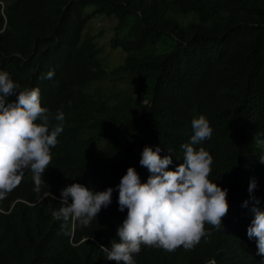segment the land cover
<instances>
[{
  "label": "trees",
  "instance_id": "trees-1",
  "mask_svg": "<svg viewBox=\"0 0 264 264\" xmlns=\"http://www.w3.org/2000/svg\"><path fill=\"white\" fill-rule=\"evenodd\" d=\"M98 16L116 22L111 47L126 53L113 74L134 80L132 93L113 104L91 93L110 74L87 31ZM190 16L184 26L180 18ZM0 72L19 90L38 88L41 106L65 116L45 184L37 190L26 169L0 199V264H118L103 246L118 242L127 216L118 205L121 178L131 166L147 181L145 146L170 154V168L182 163L181 146L201 115L213 132L194 147L212 155L209 179L228 190L223 226L205 223L211 235L192 249L141 245L135 264H264L247 236L252 197L264 210V144L257 143L264 141V0H0ZM73 183L113 189L88 226L53 218L61 190Z\"/></svg>",
  "mask_w": 264,
  "mask_h": 264
},
{
  "label": "clouds",
  "instance_id": "clouds-1",
  "mask_svg": "<svg viewBox=\"0 0 264 264\" xmlns=\"http://www.w3.org/2000/svg\"><path fill=\"white\" fill-rule=\"evenodd\" d=\"M50 70L46 79H51ZM7 72H0V199L15 189L30 170L36 189L45 184L43 174L52 162L51 149L63 132L64 113L53 114L41 106L38 88L19 90ZM15 96L14 101L9 98ZM55 120V125L52 121ZM39 121V123H37ZM193 135L183 144V162L170 168L172 156L161 157V148L155 150L145 146L140 159L151 175L142 183L134 167H129L118 185L119 210L127 209V216L117 228L118 242L104 247L106 259L135 264L134 254L141 245L162 248L173 252L178 247L192 249L203 237L211 235L205 223L220 229L222 219L229 210L227 189L209 179L213 157L203 147L196 145L210 139L213 129L203 115L191 123ZM258 144L264 141L257 140ZM264 163V156L260 157ZM256 187L253 179L249 185L251 193ZM113 189L95 192L85 185L73 183L61 190L58 211L52 213L56 220L74 218L88 226L96 220L102 208L111 203ZM49 195L55 199L54 194ZM254 213L247 229L249 239H256L257 254L264 256V210L258 207L259 200L252 197ZM71 200V202H69ZM244 207L248 201H244Z\"/></svg>",
  "mask_w": 264,
  "mask_h": 264
},
{
  "label": "rangeland",
  "instance_id": "rangeland-1",
  "mask_svg": "<svg viewBox=\"0 0 264 264\" xmlns=\"http://www.w3.org/2000/svg\"><path fill=\"white\" fill-rule=\"evenodd\" d=\"M194 18V16H190L188 19L185 17L180 18V20L185 26ZM115 25L116 22L114 20L98 16L87 27V31L96 37L97 44L102 52L101 58L110 72L102 83L92 87L91 93L96 96L102 94L111 104L114 103L116 97L130 95L134 87L133 79H129L127 76L120 78L117 74H113V71L121 66L126 58V53L121 49L115 50L111 47V40L115 34Z\"/></svg>",
  "mask_w": 264,
  "mask_h": 264
}]
</instances>
